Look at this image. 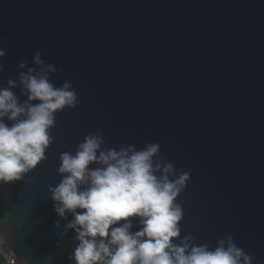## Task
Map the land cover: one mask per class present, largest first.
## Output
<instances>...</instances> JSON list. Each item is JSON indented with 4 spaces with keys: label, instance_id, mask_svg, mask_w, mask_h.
<instances>
[{
    "label": "water",
    "instance_id": "1",
    "mask_svg": "<svg viewBox=\"0 0 264 264\" xmlns=\"http://www.w3.org/2000/svg\"><path fill=\"white\" fill-rule=\"evenodd\" d=\"M0 48V87L40 51L63 70L51 82L68 80L79 99L56 113L46 159L0 183L10 264H70L75 231L57 241L72 217L58 216L48 187L60 154L97 130L106 148L157 142L177 175L190 172L181 238L215 248L231 235L264 264V0H0Z\"/></svg>",
    "mask_w": 264,
    "mask_h": 264
},
{
    "label": "clouds",
    "instance_id": "2",
    "mask_svg": "<svg viewBox=\"0 0 264 264\" xmlns=\"http://www.w3.org/2000/svg\"><path fill=\"white\" fill-rule=\"evenodd\" d=\"M4 42L8 43L7 37ZM5 53L0 48V58ZM41 57L37 51L35 67H27L17 79H9L7 87H0V183L21 180L46 159V149L55 139L50 129L56 113L79 103L71 82L56 87L50 80V74L63 70L45 64ZM27 64L25 60L18 67L23 70ZM18 86L26 96L22 102L12 90ZM104 144L103 131L97 130L84 137L75 154L62 152L57 168L61 180L48 187L58 216L72 217L57 241L59 245L69 229L75 231L70 264H252L253 257L231 235L217 241L215 248L196 244L191 234L181 238L184 213L176 200L191 174L177 175L173 163L161 157L159 143H148L141 150L135 144L119 149ZM133 217L140 225L135 232ZM0 253L9 261L15 258L3 232Z\"/></svg>",
    "mask_w": 264,
    "mask_h": 264
},
{
    "label": "trees",
    "instance_id": "3",
    "mask_svg": "<svg viewBox=\"0 0 264 264\" xmlns=\"http://www.w3.org/2000/svg\"><path fill=\"white\" fill-rule=\"evenodd\" d=\"M0 264H10L2 253H0Z\"/></svg>",
    "mask_w": 264,
    "mask_h": 264
}]
</instances>
